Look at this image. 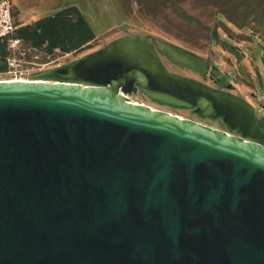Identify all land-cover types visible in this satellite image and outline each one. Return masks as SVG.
I'll return each instance as SVG.
<instances>
[{
    "label": "water",
    "instance_id": "water-1",
    "mask_svg": "<svg viewBox=\"0 0 264 264\" xmlns=\"http://www.w3.org/2000/svg\"><path fill=\"white\" fill-rule=\"evenodd\" d=\"M155 44L125 34L62 80L0 81V264H264L254 107ZM135 82L239 134L142 104Z\"/></svg>",
    "mask_w": 264,
    "mask_h": 264
},
{
    "label": "rangeland",
    "instance_id": "rangeland-1",
    "mask_svg": "<svg viewBox=\"0 0 264 264\" xmlns=\"http://www.w3.org/2000/svg\"><path fill=\"white\" fill-rule=\"evenodd\" d=\"M11 1L18 22L34 21L76 6L94 29L95 37L79 49L54 53L31 47L24 40V46L32 51H27L18 73H0L2 79L62 80L54 70L73 64L115 38L144 34L185 55L182 58L190 64L177 65V72L233 92L252 104L257 120L264 121V0ZM132 95L154 108L230 130L221 117L201 114L195 107L160 101L146 92Z\"/></svg>",
    "mask_w": 264,
    "mask_h": 264
},
{
    "label": "trees",
    "instance_id": "trees-1",
    "mask_svg": "<svg viewBox=\"0 0 264 264\" xmlns=\"http://www.w3.org/2000/svg\"><path fill=\"white\" fill-rule=\"evenodd\" d=\"M16 23V36L29 46L42 48L47 53L79 49L95 37L94 29L76 6L63 8L31 22ZM8 55L7 39L0 38V73L9 69Z\"/></svg>",
    "mask_w": 264,
    "mask_h": 264
},
{
    "label": "built area",
    "instance_id": "built-area-1",
    "mask_svg": "<svg viewBox=\"0 0 264 264\" xmlns=\"http://www.w3.org/2000/svg\"><path fill=\"white\" fill-rule=\"evenodd\" d=\"M17 23L15 19V8L11 0H1L0 1V38L7 39V48L9 55L7 58L9 69L7 71L19 72L18 66H20L23 61L27 59V51H32L28 45L24 46V40L16 36ZM22 56H19V55ZM2 80H43V79H29L23 77L2 79ZM84 84V82H81ZM264 99V95L261 96ZM142 104H146L141 101ZM264 122V121H263ZM228 131V130H227ZM232 133L230 130L228 131Z\"/></svg>",
    "mask_w": 264,
    "mask_h": 264
},
{
    "label": "flooded vegetation",
    "instance_id": "flooded-vegetation-1",
    "mask_svg": "<svg viewBox=\"0 0 264 264\" xmlns=\"http://www.w3.org/2000/svg\"><path fill=\"white\" fill-rule=\"evenodd\" d=\"M156 42L158 43V46H157V44H155V47L160 51V55H161V58H162L164 64L166 65L165 60H164V57H165V58L169 61L170 65H171V67H172V69H171V68H169V67L166 65V67H167L169 70H171V71H176L175 69H176V66H177V65H184L183 63H178V62L174 61V60L170 57V55L168 54V52H166V50L164 49V46H163V45H165V44H163V43H161V42H158L157 40H156ZM165 46H167V44H166ZM169 47H171V46H169ZM161 48H162V50H161ZM171 49L175 50V51H176L181 57H185V55L182 54V52H180V51L177 50L176 48L171 47ZM186 58H187V57H186ZM176 72H177V71H176ZM126 88H128V89H132L133 92H146L145 87L141 86V85H140L139 83H137V82H135L134 84H128V85H126ZM222 90H227V89H222ZM227 91H229V90H227ZM259 124H260V126H261V128H262V131H263V137H264V122H263V121H259ZM230 131H231L232 133H234V134H239L237 131H233V130H230Z\"/></svg>",
    "mask_w": 264,
    "mask_h": 264
},
{
    "label": "crops",
    "instance_id": "crops-1",
    "mask_svg": "<svg viewBox=\"0 0 264 264\" xmlns=\"http://www.w3.org/2000/svg\"><path fill=\"white\" fill-rule=\"evenodd\" d=\"M28 22H31V21H28Z\"/></svg>",
    "mask_w": 264,
    "mask_h": 264
}]
</instances>
